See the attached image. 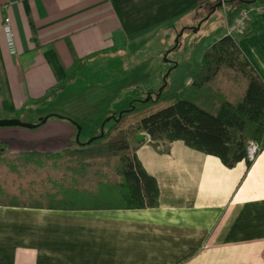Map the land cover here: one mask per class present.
I'll return each instance as SVG.
<instances>
[{
    "label": "crops",
    "instance_id": "1",
    "mask_svg": "<svg viewBox=\"0 0 264 264\" xmlns=\"http://www.w3.org/2000/svg\"><path fill=\"white\" fill-rule=\"evenodd\" d=\"M212 1L0 0V120L34 125L0 127V143L12 153L70 157L106 147L134 151L159 192L150 208L0 206V264H264V151L249 166L243 160L228 168L181 140L164 151L144 132L140 142L119 133L103 146L88 145L106 119L164 83L169 66L148 76L131 63L134 45L162 29L180 38L213 15ZM6 17L15 54L3 28ZM244 28L252 34L238 43L264 78V25L248 18ZM226 30L225 24L198 38L185 72L184 61L170 68L172 91L191 82L202 52ZM80 59L78 77L51 103L36 104ZM32 106L45 112L31 117Z\"/></svg>",
    "mask_w": 264,
    "mask_h": 264
},
{
    "label": "trees",
    "instance_id": "2",
    "mask_svg": "<svg viewBox=\"0 0 264 264\" xmlns=\"http://www.w3.org/2000/svg\"><path fill=\"white\" fill-rule=\"evenodd\" d=\"M251 6L260 11H250L249 18L264 25V0H224L219 8L230 27ZM251 34L246 28L240 34L220 37L202 52L191 82L181 91H172L165 84L158 95L132 100L127 109L104 121L102 131L88 145L103 146L119 133L134 137L144 132L164 151L169 150L170 142L181 140L217 157L228 168L243 160L249 166L247 142L254 141L264 151V78L238 43ZM84 63L85 59L76 61L66 78L36 104L51 103L78 77ZM3 145L0 143V206L75 211L158 204L156 180L134 151L106 147L95 149L101 152L98 155L82 157L79 152L70 157L67 152L12 153Z\"/></svg>",
    "mask_w": 264,
    "mask_h": 264
},
{
    "label": "rangeland",
    "instance_id": "3",
    "mask_svg": "<svg viewBox=\"0 0 264 264\" xmlns=\"http://www.w3.org/2000/svg\"><path fill=\"white\" fill-rule=\"evenodd\" d=\"M213 3H215V0H213L210 4V7L212 8L215 6ZM217 3H220L221 6L224 5V2H222L221 0H217ZM201 21L197 22L194 28L185 30L184 34L181 35L180 38H178L177 45V37L174 38L172 36V29L159 30V32L155 33L150 38L138 42L136 45H134L137 48H134V51L130 54V60L132 65L134 67H136V65L138 64L142 65V68L150 77L156 74V72L162 66H169L168 69L165 71L164 79L166 84H168L174 74L173 73L169 75L168 73L172 66L177 64V62L182 63L184 61L185 63L183 62V65L185 66L181 65L180 67V72L183 73L186 71L187 66L191 64V62L189 61V65L186 66V61L189 60V58L192 59L191 50H194V44L198 41L199 37L204 34L211 33L216 28H225L223 14L219 7L213 12V15L208 20L203 22ZM199 23L201 24L197 28ZM177 33L179 34V32L176 31L175 35H178ZM134 46L132 45L131 47ZM170 62L172 63V65L170 64ZM136 89L139 90V88ZM154 95L155 93L152 94V96ZM52 108L54 107H51V109ZM40 110L41 112H45L38 106H32L28 108L26 113L29 114L31 117H34L36 115V112ZM79 127L80 126H78L77 129H79ZM78 138L79 134L76 135V139ZM100 153L101 152L99 150H96L80 155H82V157H88L92 155H98Z\"/></svg>",
    "mask_w": 264,
    "mask_h": 264
},
{
    "label": "built area",
    "instance_id": "4",
    "mask_svg": "<svg viewBox=\"0 0 264 264\" xmlns=\"http://www.w3.org/2000/svg\"><path fill=\"white\" fill-rule=\"evenodd\" d=\"M221 1L224 2V0ZM253 10L260 11V9L255 8V6H251L248 10L243 11L241 15L234 21L233 25L227 27L226 33L232 34L243 31L245 29L244 28L245 21L249 18V12ZM3 28L6 35L8 48L12 54H15L16 49H15L13 31L8 17L4 18ZM259 152L260 149L257 146V144L254 141L249 140L246 144V159L249 162H252L256 158Z\"/></svg>",
    "mask_w": 264,
    "mask_h": 264
},
{
    "label": "water",
    "instance_id": "5",
    "mask_svg": "<svg viewBox=\"0 0 264 264\" xmlns=\"http://www.w3.org/2000/svg\"><path fill=\"white\" fill-rule=\"evenodd\" d=\"M220 6H221V4L220 3H217L213 7V10H215L217 7H220ZM200 24L201 23L198 24L197 28L199 27ZM181 33H182V31L179 34H181ZM177 42H178V36H177V39H176V45H177ZM165 84L166 83L164 82L163 85L159 88V90L157 92V95L162 92L163 86ZM149 97H150V95H148L145 99H148ZM4 126H20V127L32 128L34 125L33 124H29V123L22 122V121L17 120V119H2V120H0V127H4ZM102 126H103V124H102ZM101 131H102V128H101ZM134 139L136 141L140 142V141H142L144 139V136H142L141 134L138 133V134L134 135Z\"/></svg>",
    "mask_w": 264,
    "mask_h": 264
}]
</instances>
